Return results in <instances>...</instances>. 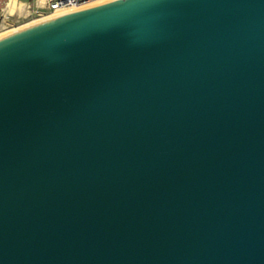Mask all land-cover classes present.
I'll use <instances>...</instances> for the list:
<instances>
[{
    "label": "water",
    "instance_id": "obj_1",
    "mask_svg": "<svg viewBox=\"0 0 264 264\" xmlns=\"http://www.w3.org/2000/svg\"><path fill=\"white\" fill-rule=\"evenodd\" d=\"M0 264H264V0L0 33Z\"/></svg>",
    "mask_w": 264,
    "mask_h": 264
},
{
    "label": "built area",
    "instance_id": "obj_2",
    "mask_svg": "<svg viewBox=\"0 0 264 264\" xmlns=\"http://www.w3.org/2000/svg\"><path fill=\"white\" fill-rule=\"evenodd\" d=\"M90 1L93 0H45L43 4L30 6L27 17L28 20L40 18L55 13L57 10L68 9Z\"/></svg>",
    "mask_w": 264,
    "mask_h": 264
},
{
    "label": "rangeland",
    "instance_id": "obj_3",
    "mask_svg": "<svg viewBox=\"0 0 264 264\" xmlns=\"http://www.w3.org/2000/svg\"><path fill=\"white\" fill-rule=\"evenodd\" d=\"M20 1H27V0H20ZM8 2L9 0H0V33L9 30L11 28H14L27 21H30L28 20V17L24 18L18 12L10 14L8 11Z\"/></svg>",
    "mask_w": 264,
    "mask_h": 264
},
{
    "label": "crops",
    "instance_id": "obj_4",
    "mask_svg": "<svg viewBox=\"0 0 264 264\" xmlns=\"http://www.w3.org/2000/svg\"><path fill=\"white\" fill-rule=\"evenodd\" d=\"M44 2H45V0H27V1L17 0V3L23 4V7L21 9L16 10L14 13L18 12V13H20V15H22L24 18H26L30 12V9H29L30 6L40 5V4H43Z\"/></svg>",
    "mask_w": 264,
    "mask_h": 264
},
{
    "label": "bare ground",
    "instance_id": "obj_5",
    "mask_svg": "<svg viewBox=\"0 0 264 264\" xmlns=\"http://www.w3.org/2000/svg\"><path fill=\"white\" fill-rule=\"evenodd\" d=\"M22 7H23V4H21V3L18 4L17 0H10L8 2V11L10 14H13L16 10L21 9ZM62 10H65V9H62ZM58 11H61V10H57L55 12H58Z\"/></svg>",
    "mask_w": 264,
    "mask_h": 264
}]
</instances>
